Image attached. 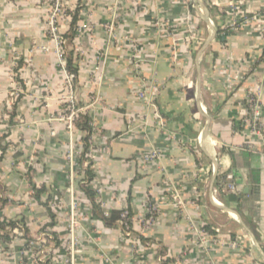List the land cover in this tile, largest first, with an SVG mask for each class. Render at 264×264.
Listing matches in <instances>:
<instances>
[{
  "label": "crops",
  "instance_id": "1",
  "mask_svg": "<svg viewBox=\"0 0 264 264\" xmlns=\"http://www.w3.org/2000/svg\"><path fill=\"white\" fill-rule=\"evenodd\" d=\"M79 1L73 37H63V20V67L47 33L50 0H0V219L18 220L9 242L0 237V264H34L40 250L47 264L264 260V157L245 123L248 95L264 115V0H64L65 8ZM71 52L89 156L86 132L58 118ZM88 162L97 201L129 224L92 218L79 186ZM31 171L45 187L39 200ZM47 200L54 224L43 230Z\"/></svg>",
  "mask_w": 264,
  "mask_h": 264
},
{
  "label": "built area",
  "instance_id": "2",
  "mask_svg": "<svg viewBox=\"0 0 264 264\" xmlns=\"http://www.w3.org/2000/svg\"><path fill=\"white\" fill-rule=\"evenodd\" d=\"M261 17L264 19V9L261 11ZM65 13L64 0H50L49 9L46 17V27L47 33L50 39L54 42L56 51L60 58L61 63L64 67V52L61 49V30L63 25V20H67ZM73 79V74L69 73L67 70L65 72V83L68 86V91L65 95L61 96V101H63V106L58 115V118L65 122L69 129L74 127L75 118L84 112V107H81L77 104V99L75 94L71 91V82ZM247 103V113L245 118V123L254 134L258 135L260 138V144L257 148L254 145H250V148L257 150L264 157V115L262 113V105L257 98L252 95L246 97ZM91 153L88 151L87 155ZM154 155V154H153ZM224 188L227 191H232L235 187L233 176L231 173L227 174L224 177ZM169 195L172 201L177 205H183V200L177 189L171 188L169 190ZM76 203L73 200L71 202V208L75 209ZM72 220V224H73ZM76 247V240L72 239L70 244L66 246L70 252H73ZM42 250L36 252V256L33 258L34 264H40V261H43ZM253 264H264V260H256Z\"/></svg>",
  "mask_w": 264,
  "mask_h": 264
},
{
  "label": "trees",
  "instance_id": "3",
  "mask_svg": "<svg viewBox=\"0 0 264 264\" xmlns=\"http://www.w3.org/2000/svg\"><path fill=\"white\" fill-rule=\"evenodd\" d=\"M80 1L77 2V5L75 6L74 9H67L65 8V13L70 17V22H69V28L67 30V32H65L63 34V37H73L75 35L76 32V22L78 19V12L81 9V7L79 6ZM71 54L66 53V64H65V68L69 73H72L73 76L76 74V66H74L73 64V59L71 57ZM74 125L81 129L82 131L86 132V135L82 138V142H83V148H84V154L87 153L88 151V147H89V125H88V119H87V115L86 114H79L75 120H74ZM0 149L1 151H4V147L2 145H0ZM83 154V156H85ZM2 154H0V159H1ZM83 158V157H81ZM87 160L90 161L89 157H84ZM91 163L88 162L87 163V167L84 170L81 179L79 180V186L81 191L84 193V195L86 196V198L88 199L90 205H91V216L94 219H98L101 222H103V224L107 227H113L116 226L118 224V222L120 221H126L127 224H129L128 222V216L125 217L126 215H123L122 210L119 209H112V210H108L105 211L100 203L97 201L96 199V192L95 190H93L90 186H89V182L91 181V179L94 176L93 170L90 168ZM34 174V171H31L28 173V180L30 182L31 188L33 189V195L34 197L39 200V196L40 194L44 191L45 187L43 185H39L36 186L35 183L32 182L31 180V176ZM5 201H0V203H4ZM43 205H45V207L47 208V211L49 212V215L51 217V220L47 223L44 224V226L42 227L43 230H45L47 227H50L54 224V221L52 220L54 215L52 214V211L50 209V207L48 206V200L43 202ZM20 221V220H19ZM18 226V220H14V219H8V220H2L0 219V237L2 238V240L4 242H9L13 236V230ZM46 233H48L46 231ZM49 234L51 235V241L54 243L55 246H58L60 244L59 239L57 237V235L54 232H49ZM31 239H29L27 237V243L26 245L28 246V241H30ZM46 260L40 261V264H47Z\"/></svg>",
  "mask_w": 264,
  "mask_h": 264
},
{
  "label": "rangeland",
  "instance_id": "4",
  "mask_svg": "<svg viewBox=\"0 0 264 264\" xmlns=\"http://www.w3.org/2000/svg\"><path fill=\"white\" fill-rule=\"evenodd\" d=\"M37 245H39V244H37Z\"/></svg>",
  "mask_w": 264,
  "mask_h": 264
}]
</instances>
